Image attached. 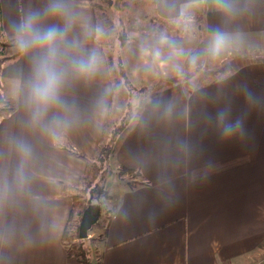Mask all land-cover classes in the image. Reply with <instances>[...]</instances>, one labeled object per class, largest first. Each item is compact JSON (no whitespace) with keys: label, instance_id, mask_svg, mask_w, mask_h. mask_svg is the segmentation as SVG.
Wrapping results in <instances>:
<instances>
[{"label":"crops","instance_id":"1","mask_svg":"<svg viewBox=\"0 0 264 264\" xmlns=\"http://www.w3.org/2000/svg\"><path fill=\"white\" fill-rule=\"evenodd\" d=\"M53 2L0 0L7 35L15 39L14 25L30 13L39 14L41 30L64 28L66 16L48 12ZM62 2L71 17L60 45L62 66L95 51L98 68L90 76L69 72L61 104L40 119L33 118L28 87L36 50L3 68L5 95L18 110L0 121V264H81L63 242L73 205L64 186L79 185L114 105L105 47L111 34L98 21L109 7ZM154 3L160 19L201 20L204 59L216 34L225 45L211 64L216 73H202L199 81L193 75L190 86L175 81L158 92L132 89L110 159L137 176L129 172L126 185L109 191L101 264H264V0H228L227 8L220 0ZM198 35L185 46L193 48ZM160 40L137 33L125 39L134 79L184 75L180 38ZM252 51L259 53L247 57ZM226 125L232 126L227 134Z\"/></svg>","mask_w":264,"mask_h":264},{"label":"rangeland","instance_id":"2","mask_svg":"<svg viewBox=\"0 0 264 264\" xmlns=\"http://www.w3.org/2000/svg\"><path fill=\"white\" fill-rule=\"evenodd\" d=\"M97 4V6H100L102 9L103 7H108L105 3H107V0H94ZM120 8H116L115 2L122 3ZM115 4V5H114ZM157 4V3H156ZM154 3V0H112L110 5L111 7L107 8L106 11H103V18L102 14L98 13V21L101 24V28L105 29L107 33H110L111 41L107 42L106 52L109 56H107V63L109 64V67L112 68V83H114V87L116 88V91L114 92V107H113V123L117 125H123L125 124L127 113L130 111L128 107H131L129 104V99H131V94L134 90H132L134 87L138 86H144L141 88H144L148 93H152L154 91H162V89L166 88L167 86L174 85V82H180L184 81L185 85L190 86L192 80V76L195 75L199 81V77L203 74H206L208 72H214L216 73V66L211 65L214 62H216L217 55L213 56V54H207L205 59L203 58L202 54H199L200 51H202L203 43H204V35H203V27L201 26V20L199 18L195 19H174L173 20H163L158 17H156L155 8L156 5ZM125 10V14H124ZM125 15H127L125 17ZM125 31V34L128 38H132V34H141V35H148L151 37H156L158 39L165 40L171 37L180 38L182 41L179 43L181 44V48H184L186 50V72L184 75L179 76V79H177V76L169 77L170 79L164 80H156L155 83L153 82H140L137 79H134L133 75L131 74V70L128 67L126 61H125V51L132 47V45H136V39L134 41L131 40V44L129 43L127 49L124 48V46H120L121 38L120 34ZM196 32H200L201 35H198V43L192 48V47H186L185 43L189 42V38L192 36V33L195 34ZM193 37V36H192ZM200 38V41H199ZM202 39V40H201ZM108 41V40H107ZM131 45V46H130ZM145 46L149 47L148 44H145ZM192 48V49H188ZM155 52V51H154ZM259 52H251L249 56L247 57H253L256 56V54ZM154 54V53H153ZM260 56H264V51L259 53ZM215 57V59H214ZM121 61V63H120ZM122 65L123 69H121ZM226 66L219 67L218 69L222 70L225 69ZM204 71V72H203ZM123 73L125 76H123ZM201 75V76H200ZM126 76L130 79L128 81L125 80ZM125 77V78H124ZM160 80L162 83H160ZM189 80V81H188ZM144 84V85H143ZM113 87V91H114ZM133 87V88H132ZM140 93V92H139ZM135 98V97H134ZM136 102V101H133ZM119 138V137H118ZM118 170L119 168H116L111 162V170L104 171V173L101 175V178L105 179V187L104 190L107 191L110 195V190L115 187L122 184H125V180H130L131 175H123V177L118 176ZM133 179V178H132ZM105 181V180H104ZM135 181L131 182L134 183ZM126 185V184H125ZM90 192H85V197L89 198ZM101 203H103V206L106 205V203H109V197H106L104 194L101 196ZM92 202V204H96L97 206H100V201L93 200V198L89 201ZM102 205V204H101ZM105 207L109 208V204H107ZM100 222L102 224H106V220L101 219ZM104 235V228L103 226L99 225L98 223H95L92 227V229L89 232V237L91 242V250L95 256H97L101 252V243L102 238ZM90 244V243H88ZM69 248L71 246L70 243L67 245Z\"/></svg>","mask_w":264,"mask_h":264},{"label":"clouds","instance_id":"3","mask_svg":"<svg viewBox=\"0 0 264 264\" xmlns=\"http://www.w3.org/2000/svg\"><path fill=\"white\" fill-rule=\"evenodd\" d=\"M220 2L225 8L228 7V0H220ZM48 12L65 15V27L53 26L41 30L37 25L38 13H30L21 23L14 25L15 44L18 50L23 54L36 50L32 57V76L28 84L29 102L33 106L34 119L44 117L50 108L61 104L60 91L69 72L90 76L97 71L99 63L98 54L92 51L87 56L73 57L70 67L62 66L60 57L66 53L61 52L60 45L66 41L71 27V17L67 14L62 0L51 3ZM224 45L225 36L216 34L211 44L213 56L219 55ZM224 130L227 134L232 131V126L226 125ZM22 150L27 152L26 148Z\"/></svg>","mask_w":264,"mask_h":264},{"label":"trees","instance_id":"4","mask_svg":"<svg viewBox=\"0 0 264 264\" xmlns=\"http://www.w3.org/2000/svg\"><path fill=\"white\" fill-rule=\"evenodd\" d=\"M105 3L108 7H111L110 3L112 0H107ZM2 9L0 6V121L2 119L9 118L13 116L18 110V104L15 100L7 98L5 95V86L2 80V70L5 66L17 61L23 53H21L15 44V39L10 38L4 30V26L2 25ZM121 43L120 46H124L125 39L127 36L125 31L120 34ZM130 40V38H129ZM121 63V61H120ZM121 69H123L120 64ZM109 67V64H108ZM110 72L112 69L109 67ZM113 73V72H112ZM123 76L125 74L123 73ZM125 78V77H124ZM127 79V80H126ZM164 80L168 78H163ZM161 79V80H163ZM126 81L130 82L129 78L126 76ZM160 80V83L162 81ZM114 87V83H113ZM133 88V87H132ZM116 88L114 87V92ZM114 107V106H113ZM113 107L110 110L108 117L106 119L103 133L100 138V142L98 145V150L95 159H91L88 163L85 172L83 173L80 183L78 186H64L65 193L71 195L73 199L72 209L69 215V220L66 225L63 242L65 244L70 243V248L68 247L69 257L75 259L81 264H101L102 263V252H100L97 256H95L92 252L91 248V240L88 238H80L79 237V227L81 223L82 215L85 209L89 205V201L93 198V200L100 201V207L102 209L101 217L96 223L103 226L104 235L107 230V223L110 219V209L103 206L101 203V196L104 194L106 197H109V193L104 190L106 178L102 179L101 175L104 171L111 170V159L112 154L115 149L116 142L118 137L120 136L122 130L124 129L123 125H117L113 123ZM130 172L132 175H136L134 170H131L127 167H121L118 170V176L127 175ZM137 176V175H136ZM105 180V181H104ZM89 198H86L85 192H90ZM102 204V205H101ZM106 220V224H102L100 220ZM90 243V244H88Z\"/></svg>","mask_w":264,"mask_h":264},{"label":"water","instance_id":"5","mask_svg":"<svg viewBox=\"0 0 264 264\" xmlns=\"http://www.w3.org/2000/svg\"><path fill=\"white\" fill-rule=\"evenodd\" d=\"M101 213L102 209L100 206L89 203L81 218V223L79 227L80 238L83 239L89 237V232L92 229L93 225L96 223V221H98L101 217Z\"/></svg>","mask_w":264,"mask_h":264}]
</instances>
